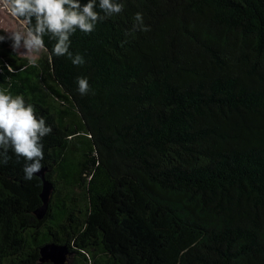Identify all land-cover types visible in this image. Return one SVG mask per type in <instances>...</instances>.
<instances>
[{"label": "trees", "instance_id": "16d2710c", "mask_svg": "<svg viewBox=\"0 0 264 264\" xmlns=\"http://www.w3.org/2000/svg\"><path fill=\"white\" fill-rule=\"evenodd\" d=\"M119 2L70 37L83 65L47 36L34 62L0 52V89L53 129L54 184L40 220L42 178L0 163V264H52L51 242L66 264H264V0Z\"/></svg>", "mask_w": 264, "mask_h": 264}, {"label": "clouds", "instance_id": "9594fccd", "mask_svg": "<svg viewBox=\"0 0 264 264\" xmlns=\"http://www.w3.org/2000/svg\"><path fill=\"white\" fill-rule=\"evenodd\" d=\"M3 6L13 17L24 18L30 25L26 30H16L7 36L0 35V41L10 39L14 50H24L34 61L35 54L45 49V37L54 40L53 53L56 56H68L73 65L85 63L84 57L70 51V37L80 30L92 33L97 24L107 18L122 13L124 4L119 0H2ZM34 20V23H33ZM144 23L143 14L138 12L134 17L131 32L149 31ZM81 95L90 91L86 77L77 78ZM43 115H37V109L26 103L23 95L13 96L8 90L0 89V163L7 164L11 159L9 151L17 158L26 161L24 179L30 181L44 167L43 139L52 133Z\"/></svg>", "mask_w": 264, "mask_h": 264}, {"label": "water", "instance_id": "95a60500", "mask_svg": "<svg viewBox=\"0 0 264 264\" xmlns=\"http://www.w3.org/2000/svg\"><path fill=\"white\" fill-rule=\"evenodd\" d=\"M38 175L43 180V189L41 198L43 205L36 210L38 219H43L48 211L51 196L54 190V184L45 177V170H40ZM40 262L52 264H66L72 255L70 247L66 244H58L55 242L47 243L40 249Z\"/></svg>", "mask_w": 264, "mask_h": 264}, {"label": "rangeland", "instance_id": "374dc122", "mask_svg": "<svg viewBox=\"0 0 264 264\" xmlns=\"http://www.w3.org/2000/svg\"><path fill=\"white\" fill-rule=\"evenodd\" d=\"M27 29V24L25 21L20 20L18 17H13L7 8L3 6L2 0H0V35L7 36L9 33L21 30L24 31ZM12 41L10 39H5L0 41V52L4 56L8 57L11 53H16L20 57H25L31 60L32 62L41 58L45 54V49L41 50L39 53L35 54L34 61L30 58L28 54L24 53L23 49L18 51L14 50L12 47ZM90 225V222H89ZM90 228V226H89ZM89 229H87L88 231Z\"/></svg>", "mask_w": 264, "mask_h": 264}]
</instances>
